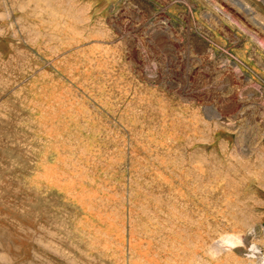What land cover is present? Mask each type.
I'll return each mask as SVG.
<instances>
[{"label":"rangeland","instance_id":"obj_1","mask_svg":"<svg viewBox=\"0 0 264 264\" xmlns=\"http://www.w3.org/2000/svg\"><path fill=\"white\" fill-rule=\"evenodd\" d=\"M254 49L264 0H0V264H264Z\"/></svg>","mask_w":264,"mask_h":264},{"label":"crops","instance_id":"obj_2","mask_svg":"<svg viewBox=\"0 0 264 264\" xmlns=\"http://www.w3.org/2000/svg\"><path fill=\"white\" fill-rule=\"evenodd\" d=\"M254 49V52L250 55L246 56V59L249 60L250 62H246V67H254L256 66V68H260L261 70V74H259L262 78V82L264 83V54L261 52H258L257 54V50ZM255 60H257V63L255 62ZM261 64V65H260Z\"/></svg>","mask_w":264,"mask_h":264},{"label":"bare ground","instance_id":"obj_3","mask_svg":"<svg viewBox=\"0 0 264 264\" xmlns=\"http://www.w3.org/2000/svg\"><path fill=\"white\" fill-rule=\"evenodd\" d=\"M234 1V0H233ZM238 5H239V7H241L242 9H243V11H245L246 13H248V14H250V12H249V10H247V8H246V6H243L242 4H240L239 2H236ZM250 18H253L252 16H250ZM254 20V22L256 23V24H258L259 25V22L257 21V20H255V19H253Z\"/></svg>","mask_w":264,"mask_h":264}]
</instances>
